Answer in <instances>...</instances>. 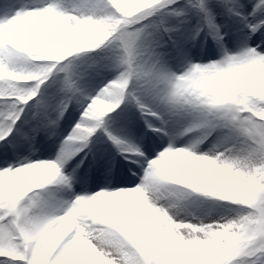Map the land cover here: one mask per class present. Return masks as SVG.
Listing matches in <instances>:
<instances>
[{
  "label": "snow or ice",
  "instance_id": "6c2138e0",
  "mask_svg": "<svg viewBox=\"0 0 264 264\" xmlns=\"http://www.w3.org/2000/svg\"><path fill=\"white\" fill-rule=\"evenodd\" d=\"M0 264H264V0H0Z\"/></svg>",
  "mask_w": 264,
  "mask_h": 264
}]
</instances>
